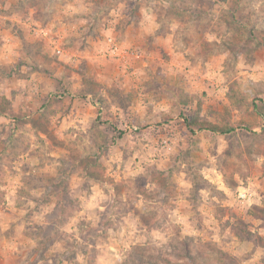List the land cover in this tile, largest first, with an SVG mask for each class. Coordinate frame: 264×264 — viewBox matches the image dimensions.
<instances>
[{
	"label": "rangeland",
	"instance_id": "rangeland-1",
	"mask_svg": "<svg viewBox=\"0 0 264 264\" xmlns=\"http://www.w3.org/2000/svg\"><path fill=\"white\" fill-rule=\"evenodd\" d=\"M0 109V264H264V0H0Z\"/></svg>",
	"mask_w": 264,
	"mask_h": 264
},
{
	"label": "trees",
	"instance_id": "trees-1",
	"mask_svg": "<svg viewBox=\"0 0 264 264\" xmlns=\"http://www.w3.org/2000/svg\"><path fill=\"white\" fill-rule=\"evenodd\" d=\"M1 113V109H0ZM203 127H200L202 129ZM208 130L216 127L207 125ZM210 128V129H209ZM172 251L163 250L146 251L142 248H135L122 264H172V255H176L179 260H185V264H219L220 262H233L235 259L222 250H215L209 243L202 245L197 250L192 249V244L185 242L183 245H175ZM219 256V258L217 257Z\"/></svg>",
	"mask_w": 264,
	"mask_h": 264
}]
</instances>
